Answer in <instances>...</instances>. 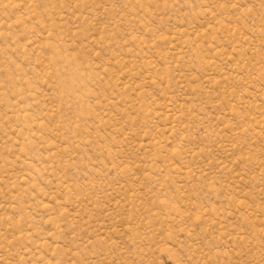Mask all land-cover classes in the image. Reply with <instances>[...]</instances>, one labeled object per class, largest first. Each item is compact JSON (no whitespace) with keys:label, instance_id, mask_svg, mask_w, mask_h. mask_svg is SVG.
Wrapping results in <instances>:
<instances>
[{"label":"rangeland","instance_id":"1","mask_svg":"<svg viewBox=\"0 0 264 264\" xmlns=\"http://www.w3.org/2000/svg\"><path fill=\"white\" fill-rule=\"evenodd\" d=\"M0 264H264V0H0Z\"/></svg>","mask_w":264,"mask_h":264}]
</instances>
